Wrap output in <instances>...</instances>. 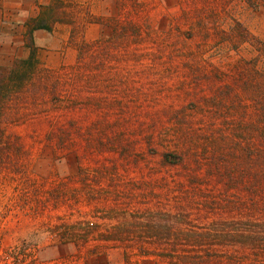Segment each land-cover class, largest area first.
I'll return each instance as SVG.
<instances>
[{"label":"rangeland","instance_id":"1","mask_svg":"<svg viewBox=\"0 0 264 264\" xmlns=\"http://www.w3.org/2000/svg\"><path fill=\"white\" fill-rule=\"evenodd\" d=\"M61 24L74 57L51 65ZM180 243L199 261L137 251ZM263 246L264 0H0V264Z\"/></svg>","mask_w":264,"mask_h":264},{"label":"crops","instance_id":"2","mask_svg":"<svg viewBox=\"0 0 264 264\" xmlns=\"http://www.w3.org/2000/svg\"><path fill=\"white\" fill-rule=\"evenodd\" d=\"M57 29H58L56 31L57 33L53 32L52 39L50 38V41L55 45L57 44V48H60L62 51L57 52V53H55V52L50 53L46 56L47 57L46 62L48 64H51V65L53 63L55 65L57 63L59 64L61 61H63L62 63H65L66 61L71 62L72 61L71 60L72 55L74 57V54H73L74 52L70 48H65V44L67 43L69 35H70L69 27L66 24H61L57 27ZM99 30H100V28H99L98 24H90L86 27V29L84 31V36L88 37L90 33L92 34V32L95 34V36H97L99 33ZM34 34H35V39H36L37 44L40 46H44V43L42 41L40 42V40H39L43 35H40L39 31H35ZM63 51L65 53H63Z\"/></svg>","mask_w":264,"mask_h":264},{"label":"trees","instance_id":"3","mask_svg":"<svg viewBox=\"0 0 264 264\" xmlns=\"http://www.w3.org/2000/svg\"><path fill=\"white\" fill-rule=\"evenodd\" d=\"M150 228H153V227L151 226ZM167 231L165 232V235L166 236H171L172 234L170 233V230L168 232ZM181 231H183V230H181ZM181 231L179 232L181 234H179V233L174 234V235L179 236V241L180 240L183 241V237H189V236H187V232L182 233ZM174 235H172V236H174ZM185 239L186 240H190L189 238H185ZM193 239H197V238H193ZM197 246L198 245H195L194 243L193 244H187V243L182 244V243H180V246L175 245V244H171V245H168V246H166L164 248H160V249L159 248H146V249L138 248V249H141V250H137V251H138L139 254H141L143 256H146L148 254L155 255V256L158 255L159 256L160 254L165 253L167 255V257H174V255H176V256L180 255L181 257H183L185 259L186 258L187 259L188 258L189 259L193 258V259H196V260L199 261L200 254L197 251H200V250H198ZM263 247H261L260 250L264 252V250H263L264 248Z\"/></svg>","mask_w":264,"mask_h":264}]
</instances>
